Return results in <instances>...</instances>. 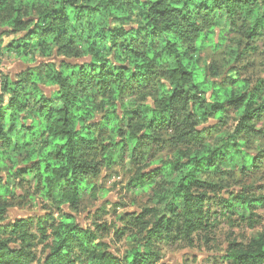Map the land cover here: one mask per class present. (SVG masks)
Wrapping results in <instances>:
<instances>
[{
    "label": "trees",
    "instance_id": "1",
    "mask_svg": "<svg viewBox=\"0 0 264 264\" xmlns=\"http://www.w3.org/2000/svg\"><path fill=\"white\" fill-rule=\"evenodd\" d=\"M221 16L250 22L247 47L264 36V0H0V29L14 34L0 55L60 58L39 72L1 73L0 169L11 163L14 173L32 176L43 196L78 212L103 168L145 160L157 133H171L179 150L194 149L130 180L131 187L152 190L163 207L126 212L121 224L85 227L64 210L59 218L48 212L8 221L0 202V264H167L159 244L191 245L221 217L258 224L264 195L246 188L222 194L209 179L212 169L245 173L264 158L244 149L249 135L264 136L255 124L264 116V79L222 82L201 64L206 47L226 40L223 33L215 38ZM160 76L171 85L157 81L156 103L119 109L115 100L128 88ZM230 112L238 117L233 132L207 143L204 131L214 128L200 129V122H224ZM105 129L110 137L100 143ZM10 193L0 171V195ZM112 234L126 235L123 255L113 250ZM225 257L229 264H264V232L246 244L229 243Z\"/></svg>",
    "mask_w": 264,
    "mask_h": 264
},
{
    "label": "rangeland",
    "instance_id": "2",
    "mask_svg": "<svg viewBox=\"0 0 264 264\" xmlns=\"http://www.w3.org/2000/svg\"><path fill=\"white\" fill-rule=\"evenodd\" d=\"M249 23V21H244V16L238 17L235 24H232L225 16L218 19L215 38L217 39V36L223 33L226 40L223 45L217 48L208 46L201 53V64L208 68V77L213 78V70H216L218 75L215 77L222 82L237 77L247 79L252 83L264 79V36L256 37L247 47ZM13 37L14 34L3 33L0 29V46H5ZM251 46H254V49ZM59 59L57 54L47 57L39 52H35L27 60L15 54L0 55V92L3 81L2 72L15 78L30 69L39 72L42 63H51ZM157 81L171 85L164 76H160L150 85L142 88H128L115 100L119 109H122L123 106L124 109L130 110L140 104L153 105L156 103L160 96ZM44 89L50 94L54 87H44ZM103 104L106 109L108 103L104 102ZM101 115L97 118L99 119ZM237 120L238 117L230 112L224 122L210 118L207 121H201L199 128H214L210 132L204 131V136L207 143L216 144L222 134L233 132ZM255 124L257 128L264 131V116ZM170 134L165 131L156 134L160 138L154 143L150 155L145 160L132 161L128 158L114 168H103L99 177L94 179L96 187L94 194L85 198L84 204L78 212H73L67 206L60 208L58 203L40 193L32 176L14 173L12 164L7 162V165L0 169L1 175L5 181H9L11 188V193L8 196L0 195V202L6 203L8 207L6 219L8 221L18 218L36 219L37 216L48 212H53L59 218L64 210L76 214L82 225L88 227L93 226L94 222L121 224L120 218L126 212H141L144 207L162 208V204L159 205L161 202L154 197L152 190L131 187L129 182L140 171L149 172L157 165L159 166L162 161L174 160L180 151L190 153L194 150L186 145L181 146L180 150L177 149L169 141ZM98 135L99 142L105 143L110 137V132L105 129ZM247 141L244 146L247 152L264 156V136L249 135ZM258 164L257 168L245 173L239 168L221 166L218 170L210 171L209 179L218 186L222 194L227 190L241 191L246 188L248 193L264 195V158ZM256 213L258 216L254 219H257L258 224L254 227L239 220L236 216L221 217L209 231L195 234L191 245L180 240L159 244L161 262L167 264H229L225 257L229 243L246 244L259 233L264 232V208H257ZM108 239L116 253L123 255L128 249L126 235L112 234ZM39 255L40 257L44 256L41 246Z\"/></svg>",
    "mask_w": 264,
    "mask_h": 264
}]
</instances>
